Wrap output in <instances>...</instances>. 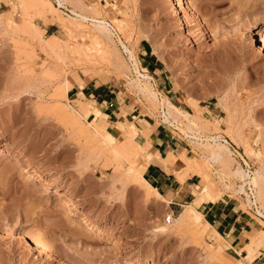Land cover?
<instances>
[{"label": "rangeland", "instance_id": "374dc122", "mask_svg": "<svg viewBox=\"0 0 264 264\" xmlns=\"http://www.w3.org/2000/svg\"><path fill=\"white\" fill-rule=\"evenodd\" d=\"M50 1L0 0V141L10 143L0 157V264H237L241 256L231 246L232 238L212 227L197 236L177 218L191 203L204 228L202 203L228 201L252 218L254 230L264 228V217L256 214L246 193L238 191L241 179L232 174L237 165L264 174V50L256 43L259 30L264 31V0H190L202 24L192 14L182 16L176 0H79L88 15L114 24L120 35L113 33L112 40L95 38L92 20L84 21L92 30L71 27L67 13L75 16L70 11L75 2L70 0L60 13L69 27L52 20L53 14L43 19L41 6ZM117 18L122 19L119 24ZM37 25L40 35L32 28ZM216 29L222 33L219 37L212 34ZM54 34L60 39H53ZM147 45L161 60L163 73L148 69L142 60ZM80 46L92 52L90 58L75 52ZM136 65L153 77L149 83L159 102L134 86V81L148 82ZM91 79H102L115 89L123 117L109 113L111 108L82 90L71 91ZM65 80L71 92L63 95L57 88ZM168 100L192 115L180 119L178 126L163 120V102ZM198 119L204 127L194 124ZM190 121L196 132L219 136L229 146L230 168L205 160L208 153L189 137ZM132 125L138 128L140 155L116 154L105 139L121 145ZM101 127L108 131L107 138L99 139ZM153 130L176 141L178 152L207 162L214 191L198 198L206 181L197 175L184 205L163 191L169 202L156 195V187L144 177L147 167H141L150 162L146 135ZM13 150L50 170L61 187L50 178L28 181L11 159ZM163 163L172 169L167 159ZM173 170L177 178L180 172L191 173L186 167ZM24 182L39 191L25 193ZM258 204L264 212V194ZM22 232L41 243L49 257H37L23 245L18 239ZM255 249L254 259L264 264V248Z\"/></svg>", "mask_w": 264, "mask_h": 264}, {"label": "bare ground", "instance_id": "6f19581e", "mask_svg": "<svg viewBox=\"0 0 264 264\" xmlns=\"http://www.w3.org/2000/svg\"><path fill=\"white\" fill-rule=\"evenodd\" d=\"M50 1V0H49ZM69 0H58V4L59 5H56L55 3H53L52 1H50L48 3V5H43L41 6V10H40V13L43 14V19L47 20L50 19L51 17V14H53V18L52 20H56V21H59V23H61V25L63 27H67L68 26V20H64V18L60 15L61 11L64 12V10L61 9V7H63ZM71 1V4L74 3V8L73 9H70V11L75 15H71L69 13H67L69 15V17H71L72 21L69 20V22L73 23L71 24V27H75L79 30V27L80 28H84V29H88V28H92V27H88V25L84 22L85 20H92V24L94 25L93 27V30L95 29L94 32V35H95V38H101L102 40V36L104 37H107L109 39H113V33H115L114 28H116L114 26V24H112V22H110L109 20H106V19H102L100 17H91V15H88V10L87 8H85V5L82 4L79 0H70ZM39 3V2H38ZM47 3V1H46ZM41 4V3H40ZM176 6L178 7L180 13L182 14V16H185V17H188V15L192 14L195 19H196V22H199L200 24H202V21H201V16L193 11L192 9V6L190 4V0H176ZM66 7V6H65ZM66 18V17H65ZM67 19V18H66ZM118 19V18H117ZM116 19V20H117ZM114 20V19H113ZM119 20V21H118ZM117 21L115 22H120L122 19H118ZM27 21V20H26ZM68 24H67V23ZM31 25V23H29ZM28 24V25H29ZM69 24V25H70ZM119 24V23H118ZM113 27H112V26ZM120 26V25H118ZM69 27V26H68ZM70 27V28H71ZM121 27V26H120ZM32 28L34 29V32L35 33H38L39 35L41 34V30L38 28V25L37 26H32ZM117 29V28H116ZM74 30V29H73ZM92 30V29H91ZM220 30V29H219ZM218 29H216L212 34L213 36L215 37H219L220 34H222ZM73 32V31H72ZM89 32V31H88ZM90 33V32H89ZM37 34V35H38ZM92 34V32H91ZM259 34V37L256 38V43H259L260 45V49L261 50H264V31L263 30H259L258 32ZM93 36V35H92ZM51 37L53 39H56V38H59L58 35L54 34V35H51ZM83 38V37H82ZM60 39V38H59ZM48 42V41H47ZM64 42H66V40H64ZM113 43V42H112ZM68 44V43H67ZM66 45V47H69L68 45ZM79 44V43H78ZM81 44V43H80ZM82 45V44H81ZM125 49L129 51V54H130V58L131 59H135V55L133 54V51L125 44ZM70 49V48H69ZM72 49V48H71ZM59 50V49H58ZM56 51L57 54H61V53H58L60 51ZM63 50V48H62ZM76 50L75 52L78 53V55L80 56V54L82 55H85L87 56L88 58H90V56L92 55V52L86 50L85 48L81 47L80 48H76L74 49ZM105 51V50H104ZM74 52V53H75ZM102 52V51H101ZM106 52V51H105ZM107 53H109V51L107 50ZM107 53H105L104 55H106L107 57ZM67 54V53H66ZM63 55V54H61ZM60 55V56H61ZM98 55V54H97ZM84 56V57H85ZM94 56V55H93ZM95 57V56H94ZM105 57V58H106ZM60 58H63V57H60ZM92 58V57H91ZM104 58V57H103ZM108 58H109V54H108ZM81 59V57H80ZM111 59V58H110ZM62 60V59H60ZM83 60V59H82ZM93 60V59H92ZM95 60V58H94ZM104 60V59H102ZM85 61V60H84ZM97 61V60H96ZM135 61V60H134ZM99 62V61H97ZM96 62V63H97ZM103 62V61H102ZM91 63V62H90ZM135 64V62H134ZM137 66V65H136ZM137 68V71L138 73L144 78L146 79V81L148 82H138V83H134V86L137 87V89L142 92L143 94H145L152 102H159L160 98L158 97L157 95V92L153 89V87L151 86V84L149 83L150 82V78H153L149 73H146V72H142V70L139 68V66L136 67ZM50 70V69H49ZM52 70V69H51ZM46 71V70H45ZM55 71V70H54ZM84 71V70H83ZM61 85V84H59ZM132 86V85H131ZM59 89L58 91L60 92V94L63 92L66 93V92H69L70 91V83L68 80H65L63 82V84L61 85V87L57 88ZM65 95V94H63ZM162 98V97H161ZM163 99V98H162ZM158 100V101H156ZM87 103V102H86ZM63 105V102L60 104V106ZM67 106V105H66ZM73 106V105H72ZM163 106H165V108H163V114H162V117L164 118L163 120L167 121V122H170L173 126L176 125L178 126V122L180 121V119L182 118H189L192 113L188 112V111H185V110H180V108L175 105L171 100H168L166 103L163 102ZM68 108V107H67ZM73 109V108H72ZM201 109V107H200ZM69 110V108H68ZM76 110V109H75ZM70 111V110H69ZM73 111V110H72ZM70 111V112H72ZM74 113V112H72ZM79 113V112H78ZM75 114V113H74ZM191 114V115H190ZM72 115V114H71ZM198 116V115H197ZM195 116V117H197ZM194 117V116H193ZM194 117V118H195ZM192 118V119H194ZM199 119H202L200 118L199 116L197 117ZM197 118H195L194 120H196ZM198 119V120H199ZM73 120H78L77 117H73ZM209 120V119H208ZM187 122V121H186ZM191 124L188 125L189 128H187L188 130L190 129L191 130V133H189V137L191 138H194V142L199 144L200 147L203 148V151H205L206 153H208V155L205 157V160L207 162H212V163H219V164H222V165H219V166H231V164L233 163L232 162V157L231 156V150L229 148V146L225 143V142H222L221 141V137L219 136H211L210 138L208 137H205L204 134H202V132H196L194 130V127L192 125V121H190ZM198 122V121H197ZM213 122V120H212ZM177 123V124H176ZM205 122H203L202 120H199L198 123H196L195 121V125L197 124V126L200 127H204V124ZM89 124H92L91 122H89ZM125 128V127H124ZM96 129V128H95ZM103 128L101 127V130ZM127 129V127H126ZM124 130V129H123ZM137 126L135 125H132L130 126L128 129H127V137H126V140L125 142L123 141L121 145H118L116 143L113 142V140H108V138L105 136L107 135L108 131L106 130V134L104 132V129L102 131L98 130L99 134H100V137L99 139H103V137H106L107 140L105 139V141H110L109 143H111V146L113 149L116 150V154L117 153H121L123 154V152H125L126 154H128L129 156L131 155H136V150L137 148L139 149V143L137 142L136 140V137H137ZM186 132V130H185ZM188 133V131H187ZM186 133V134H187ZM232 134V133H231ZM230 134V136H231ZM108 135H111V134H108ZM234 134H232V137L233 139H236L235 137L236 136H233ZM237 135V134H236ZM103 136V137H102ZM240 136V135H239ZM98 137V136H97ZM110 139V138H109ZM224 139V138H222ZM205 140H207L205 142ZM225 141H227V139H225ZM106 142V143H108ZM229 142V141H228ZM108 143V144H109ZM194 143V144H195ZM196 144V145H197ZM10 146V143L8 140H1L0 141V157L4 156L5 153H6V148ZM138 146V147H137ZM201 148V149H202ZM200 149V150H201ZM136 151V152H135ZM124 153V154H125ZM138 155H140L139 152H137ZM11 159H15L17 160V163H16V168L20 167L22 168L23 172H24V175L26 177V179L28 178V181L29 179H34V178H37L39 180H46L48 178L51 179L52 181V184H55L57 188H60L61 185L59 183V181L54 178L52 176V173L50 170H48L47 168H43V167H40L38 166L37 164H34L33 162H31L30 160H27L24 156V154L20 151V150H13L11 152ZM157 156L159 157V160H160V165H163V160L164 159H167V161L169 162V164L176 168V169H182L183 167H186V169L190 170L191 173L193 172L194 175H198L200 177H202V179L204 178L205 181H206V184L204 186V190L202 191L203 195L202 196H199L198 198H204L205 195H207L208 191H210V189L213 190V187H214V182L215 180H211L210 178V175H208V171H207V168L209 167V164H207V162H205L204 164L202 162H199L200 160L197 159L196 156H193L192 159L190 157H188L185 153L183 152H172V153H169L167 158H164V156L161 154V152H158L157 153ZM141 158V156H140ZM202 160V159H201ZM204 160V161H205ZM150 162H147V163H143L141 165V167H144L142 170H145V168L148 166ZM239 164V163H238ZM18 166V167H17ZM230 168V167H228ZM15 169V168H14ZM226 169V168H224ZM229 170V169H228ZM262 170V169H261ZM18 171V170H17ZM225 171V170H224ZM180 172V170H179ZM230 172V171H229ZM16 173V172H15ZM178 172H176L177 174ZM189 172L186 171H183V172H180L179 173V176H178V180L181 182V183H185L189 178H190V174ZM231 173V172H230ZM229 173V175H231ZM232 174L235 175V176H239L240 179H241V182L238 186V191L240 192H245L246 193V198L247 200L252 203H256L257 204V207H258V210H259V214L264 217V212L262 211V209L260 208L259 204L258 203H262V199H263V194L262 193V190L263 187H264V174L263 172H261L260 170H256V171H253V173H250L248 172L247 170H245V168H243L242 166L240 165H237L233 170H232ZM11 175H12V172H11ZM178 175V174H177ZM234 176V177H235ZM26 181V180H25ZM233 182V181H232ZM29 184V182H28ZM27 183L24 182V186H23V191L27 194H34L36 192L39 191V188H37L36 186H30L28 185ZM216 184V183H215ZM151 189L148 187V190ZM211 190V192H213ZM150 191V190H149ZM152 191V189H151ZM155 193L156 195H158L159 197H163L164 199H166V197L157 189L155 188ZM206 193V194H205ZM205 194V195H204ZM197 198V199H198ZM168 202L170 201L169 199H166ZM259 201V202H258ZM188 206V209L182 211L177 220H178V223H188L192 230H193V233L195 235H201L205 228H209V227H212V231L218 233L219 235H221V233L208 221L205 219V227L202 228L199 226V219L198 217L195 215L196 213L198 212H195V208H194V205L193 204H187ZM200 211V210H199ZM203 214V213H202ZM264 221V220H263ZM203 235V234H202ZM225 237V236H224ZM249 238L250 240L249 241H246L245 243L242 244V247L241 248H235L234 251L241 256L239 262L237 264H244V261H248L250 262L251 260L254 259V252L256 251L255 247L256 248H264V228L263 229H259V230H254V231H247L246 232V238L247 239ZM18 239L20 240V242L27 246V248L29 247L30 250H32V252H34L37 257H41L42 255L44 257L48 256L46 252L47 250L45 249V247L37 242V241H34L30 238L29 235L25 234L22 232V234H20V236H18ZM221 241V240H220ZM259 246V247H258ZM237 247V246H236ZM28 248V249H29ZM219 248V246H218ZM219 250V249H218ZM221 250V248H220ZM244 250H247L248 253L245 255L243 254V251ZM255 250V251H254ZM258 250V249H257ZM260 251V249H259ZM216 253V251H215ZM213 254V251L212 249L208 252V256H211ZM219 254V253H218ZM258 253L256 252V255ZM220 258L221 259H226L225 256L223 254H219ZM49 257V256H48ZM47 257V258H48ZM46 258V259H47ZM48 260V259H47ZM50 260V259H49ZM222 261V260H221ZM229 263V262H228Z\"/></svg>", "mask_w": 264, "mask_h": 264}, {"label": "crops", "instance_id": "0c3cea01", "mask_svg": "<svg viewBox=\"0 0 264 264\" xmlns=\"http://www.w3.org/2000/svg\"><path fill=\"white\" fill-rule=\"evenodd\" d=\"M141 54L142 60H146L147 62L148 69L163 73L161 60L154 54L149 45L144 46V50ZM74 89L77 90V94L82 90L81 93H84L87 97H92L101 105H104L106 101H112L114 106L110 107L111 112L109 113L119 114L122 117L124 116L121 111L123 105L122 99L115 89L102 81V79H91L85 82L84 87L76 85L71 91ZM110 108L105 106V109ZM146 136H150L151 141L146 152V156L150 157V163L144 172V177L160 192L163 191L164 194H169L177 198L176 203L184 205L183 202L186 201L185 199L192 193L191 189L196 184L194 179L197 175L193 174L185 183H181L177 178L176 172L173 170L174 168L171 167V170H167L160 165V160L157 156L158 152H161L162 155H168L172 150L178 151L180 150V145L164 133L159 132L156 134V130H153ZM185 149L188 148L186 147ZM202 207L206 220H208L220 233H224L229 238H232L231 246L233 248H237L236 246L241 247L242 244L245 243L247 231H254L253 227L255 225L252 223V218H248V215L245 214L243 209L241 210V207L235 203L228 201H206L202 203ZM249 264L263 263L256 258Z\"/></svg>", "mask_w": 264, "mask_h": 264}, {"label": "built area", "instance_id": "2783aa9c", "mask_svg": "<svg viewBox=\"0 0 264 264\" xmlns=\"http://www.w3.org/2000/svg\"><path fill=\"white\" fill-rule=\"evenodd\" d=\"M113 29H114V31L116 32L117 35H120L119 31L116 28L113 27ZM105 104H106V107L107 108H110V107H113L114 106V103L112 101H106ZM253 205H254L253 210L259 216V210H258L257 204L256 203H253Z\"/></svg>", "mask_w": 264, "mask_h": 264}]
</instances>
